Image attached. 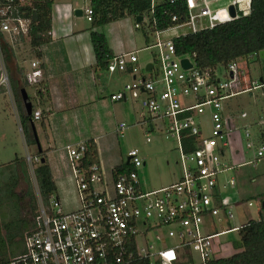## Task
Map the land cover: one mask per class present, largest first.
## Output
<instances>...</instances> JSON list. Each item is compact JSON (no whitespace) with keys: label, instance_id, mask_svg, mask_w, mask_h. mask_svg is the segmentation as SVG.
I'll return each mask as SVG.
<instances>
[{"label":"built area","instance_id":"1","mask_svg":"<svg viewBox=\"0 0 264 264\" xmlns=\"http://www.w3.org/2000/svg\"><path fill=\"white\" fill-rule=\"evenodd\" d=\"M35 1L0 0V87L8 90L9 75L2 45L29 42L31 18L27 10ZM151 1L153 6L156 1ZM186 4L188 21L170 29L186 25L198 32L232 20L227 9L213 11L207 0H186ZM195 10L198 11L194 13ZM82 14L87 22L92 21L91 7L86 6ZM196 20L206 24L198 29ZM152 47L156 49L155 62L151 63V70L145 71L146 76H140L135 53L121 54L111 60L107 72H125L131 65L128 70L135 79L124 85L122 91L112 94L110 101H125L129 96L138 102L142 111L135 125L148 126V131L155 130V120L166 122L162 133L165 138L175 140L179 150V179L160 189L143 192L138 168L144 162L137 150H131L126 160L132 170L114 172L111 191L106 193L95 186L102 183L99 164H85L88 142L67 145L65 155L79 208L65 213L55 194L46 205L40 197L33 228L24 239V251L9 264H175L185 250L190 253L192 264H207L212 259V240L239 229L208 233L206 220L217 217L221 211L226 219L234 218L228 199L217 202L215 196L219 176L235 169L221 161L233 131L231 120L222 115V103L238 94L263 91L264 74L253 78L247 66L249 60L259 59V52L229 62L223 68L225 79L222 80L221 67L198 68L195 54H177L172 40L157 38ZM182 60H187L190 67L184 68ZM30 68L25 81L36 87L42 81L39 62H32ZM31 115L34 121L42 119L40 110L32 109ZM204 115L210 124L208 136L202 134L204 122L196 120ZM126 127L125 123L118 124L115 135L122 138ZM243 135L247 149L253 152L252 160L246 165L254 167L264 157V140L259 137L255 141L249 130ZM25 162L35 168L39 158L26 156ZM228 183L234 185L233 179ZM246 206L249 208L252 203ZM257 212L264 218V197Z\"/></svg>","mask_w":264,"mask_h":264},{"label":"rangeland","instance_id":"2","mask_svg":"<svg viewBox=\"0 0 264 264\" xmlns=\"http://www.w3.org/2000/svg\"><path fill=\"white\" fill-rule=\"evenodd\" d=\"M64 2L68 3L73 10L81 11L89 5V0H65ZM207 3L213 11L223 5L227 9L233 3L245 13L249 0H207ZM227 3L231 4L227 5ZM196 11L198 10L193 12L196 13ZM74 20L81 22L86 29H92L91 24L86 22L84 17L75 18ZM205 24L206 22L196 20L198 29ZM93 30L101 34L108 33L114 40L119 42L124 54L135 53L141 69L140 76H146L144 68L148 61L154 63L156 49L152 45L155 44L157 38L160 40H172L178 36L194 32L189 26L184 25L167 30L159 35H150V47L145 48V37L142 31L135 28V20L131 16L116 19L107 25L99 26ZM11 46L16 55L15 63L10 67L13 69L12 73L15 74L18 68H21V70L24 69L26 71L25 75L30 74V61L34 56L31 53L29 42ZM14 65L17 69H15ZM247 66L253 78H259L264 74V64L260 59L249 60ZM6 69L9 75L10 90L0 87L2 89L1 93L5 94L0 93V221L4 224L10 223V228L15 230L19 228L21 215L18 199L15 195L11 196L10 191L15 187L14 183L19 178L20 172H18V168L15 166H9V163L16 156L24 160L26 156L33 157L36 147H25L24 145L15 108L11 102L13 99L11 87L13 85L15 89V85L14 83L11 85L10 72L8 71V67ZM220 69L219 76L224 80L223 68ZM20 80L22 83L25 82L22 75H20ZM125 80L128 82L129 76ZM18 84L20 86L21 83L18 82ZM21 88L24 87L22 86ZM25 90L30 102L35 106L34 86H26ZM222 105V115L226 119L229 118L231 120L233 131L230 136V144L225 149V154L221 158V161L235 169L221 174L218 178V185L221 197L226 196L229 201V210L233 213L234 218L231 220L227 219L221 224H217V219L206 220V231L208 233L214 231L212 228H215L216 232H220L221 230L244 226L250 220H257L259 217L257 209L260 199L264 197V157L254 167L246 165V163L252 160L253 152L247 149L243 135L245 130H249L255 141L259 139V130L260 128H264V89L263 91L238 94L225 100ZM124 107V111L115 116L118 122H123L127 126L124 130V136L119 138L113 133L111 137H108L106 142V157L107 155L111 158L119 157L120 160L126 161L127 153L131 150H137L139 158L144 162V165L138 168L140 185L143 192L157 190L175 183L180 175V168L176 164L179 160V150L175 140L165 138V135L162 133L166 122L163 123L155 120V130L148 131V126L140 127L135 125L139 121V114L142 111L139 105L132 103L129 99ZM196 120L204 122L205 128L202 134L208 136L210 134V124L207 115L197 116ZM35 126L40 135L39 123H36ZM147 132L148 136H146ZM147 138H149V141H147ZM236 150L238 151L237 155L235 154ZM100 169L102 183L95 186L98 190L109 193L112 187L111 169L105 166ZM33 170L34 168L27 166V176L31 187L30 192L32 191V204H36L37 211L41 199ZM231 179H233L234 185H229L228 182ZM24 188L22 185L21 190ZM248 202L252 203V206L249 208L246 206ZM13 245L11 252L8 253V257L22 250L18 242H14ZM212 251V258H228L241 252L242 247L240 246L238 232L231 231L214 238L212 240ZM193 257L198 262L197 257L195 255Z\"/></svg>","mask_w":264,"mask_h":264},{"label":"trees","instance_id":"3","mask_svg":"<svg viewBox=\"0 0 264 264\" xmlns=\"http://www.w3.org/2000/svg\"><path fill=\"white\" fill-rule=\"evenodd\" d=\"M59 1L62 0H36L33 7L27 10V16L31 18L29 46L36 56H39L36 49L48 44L51 40V11L53 5ZM89 7L93 11V18L90 22L92 29L127 16H131L134 20L137 17H142L143 20L136 29L142 31L146 47H150V35L153 36L156 32H164L185 24L189 19L186 0H174L173 3H170L169 0H161L153 6L151 0H89ZM173 17L176 18L175 21L172 20ZM90 41L95 56L96 70L107 71L109 63L115 56L109 48L105 36L99 32L91 31ZM172 41L177 54H195L194 60L200 69L224 68L229 62L260 52L264 50V0H249V13L245 16L239 13L234 20L217 25L212 29L178 36ZM2 54L5 65L11 72L10 67L15 63L12 46L4 43ZM20 83V86L14 90L19 127L25 145L36 147L35 157L39 158V163L34 168V178L39 195L46 205L50 196L56 193V186L46 160L47 151L42 148L38 150L32 129V123L34 126L39 123V126L45 131L44 119L46 115L41 111L42 119L39 122L32 120V115H26L20 97V89L22 86L26 88L28 84L26 81L24 83L20 81ZM37 93L41 94L40 91ZM32 108L34 109V106ZM259 133L260 139L264 140V128H260ZM88 144L89 152L86 155L85 164L91 165L98 162L97 151L92 141H88ZM42 160L43 162H41ZM9 166L21 168L27 174V164L23 158L15 157ZM131 170L128 164H121L114 168L113 173ZM215 196L218 202L220 195L215 192ZM36 208V204H32L33 218L36 215ZM237 231L242 251L228 258H212L207 264H264V218L250 220ZM23 251L24 249L10 257L1 252L0 264H9ZM175 264H192L190 253L186 250L180 253Z\"/></svg>","mask_w":264,"mask_h":264},{"label":"crops","instance_id":"4","mask_svg":"<svg viewBox=\"0 0 264 264\" xmlns=\"http://www.w3.org/2000/svg\"><path fill=\"white\" fill-rule=\"evenodd\" d=\"M64 1H59L53 5L51 11V40L48 44L36 49L39 56L34 55V51L31 49L34 57L31 59L30 64L38 61L42 72L41 83L34 87L35 106L33 104L32 106L46 115L44 119L45 131L40 127L41 134L39 135L35 126L36 134L40 147L47 151L45 156L56 186L55 195L61 204L62 211L68 213L76 211L79 204L68 168L65 146L92 141L96 146L97 163L100 168L109 167L113 174L114 168L121 164H127V160H120L119 157L111 158L108 155L106 157L107 139L113 133L115 134L118 124L123 123L116 120V114L124 111V106L129 99L132 103L138 104V102L129 98V96L127 100L122 102L110 101L112 94L120 92L124 85L135 79V76L128 70L131 65L127 66L125 72L109 73L105 71L103 74V71H97L90 41V32L95 30H88L81 22L75 21V18L84 17L83 14L79 17L75 16L73 8ZM155 1L156 3L160 2ZM229 4L231 3H227V5ZM235 7L237 16L239 13L243 16L249 13V4L248 8L245 9V13L242 9H238L236 4ZM218 9H225V6L217 7ZM107 34L103 33L114 56L124 54L119 42ZM148 64H151L150 61L146 66ZM136 65L139 67L138 59ZM15 69H17L16 66ZM11 70L13 71L12 68ZM12 71H9L10 81L11 85L14 83L16 88L19 86L18 82L21 81L20 75L25 79L26 71L21 70V68H18L15 74ZM127 76H129L128 82L125 80ZM11 88L13 101L10 100L15 108L19 125L17 104L14 97L15 89L13 85ZM38 91L41 92L40 95H38ZM1 92L2 89L0 88ZM21 136L24 142L22 132ZM25 147L27 146L25 145ZM215 192L220 195L218 182ZM223 197L227 198L226 196ZM223 197L220 195L219 200H222ZM213 219H217V224L227 220L223 211ZM240 227L242 226L233 228ZM213 229L214 231L210 233L216 232L215 228Z\"/></svg>","mask_w":264,"mask_h":264},{"label":"flooded vegetation","instance_id":"5","mask_svg":"<svg viewBox=\"0 0 264 264\" xmlns=\"http://www.w3.org/2000/svg\"><path fill=\"white\" fill-rule=\"evenodd\" d=\"M18 172H20L19 178L15 181V187L11 189L10 195H15L18 199L21 215L19 228L12 230L10 223L4 224L0 221V237L2 238L0 240V253L2 252L5 256H8V253L11 252L14 242H18L19 247L23 249L24 239L33 228L32 191L30 192L29 179L26 171L18 168ZM22 185L25 188L21 190ZM7 195L9 196L8 192Z\"/></svg>","mask_w":264,"mask_h":264},{"label":"water","instance_id":"6","mask_svg":"<svg viewBox=\"0 0 264 264\" xmlns=\"http://www.w3.org/2000/svg\"><path fill=\"white\" fill-rule=\"evenodd\" d=\"M227 13L229 15V17L234 20L237 18V12H236V7L234 4L232 5H229L227 7ZM74 15L79 17L82 15V11L81 10H74ZM143 18L142 17H137L135 19V22L136 24H139L140 22H142ZM259 59L262 60V62L264 63V50L260 51L259 52ZM182 66L184 68H189L190 67V64L187 60H182ZM152 64H148L146 67H145V71H149L152 69ZM20 96H21V100H22V103H23V107H24V111L26 113L27 116H31L32 114V103L29 101V97L26 93V90L25 88H21L20 89ZM32 129H33V134H34V138H35V142H36V146L38 148V150H41V147H40V144H39V141H38V137H37V134H36V130H35V126L33 125L32 123ZM43 162V160L41 161Z\"/></svg>","mask_w":264,"mask_h":264}]
</instances>
